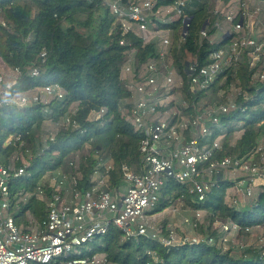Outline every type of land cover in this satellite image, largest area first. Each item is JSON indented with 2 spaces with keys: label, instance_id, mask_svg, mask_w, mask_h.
<instances>
[{
  "label": "trees",
  "instance_id": "trees-1",
  "mask_svg": "<svg viewBox=\"0 0 264 264\" xmlns=\"http://www.w3.org/2000/svg\"><path fill=\"white\" fill-rule=\"evenodd\" d=\"M174 1L159 0L155 10L172 6ZM213 3V0H188L182 17L172 22L151 18L150 28L162 31L163 36L172 40L171 59L177 73L185 80L180 95L190 105L187 113H192L194 106L201 109L222 104L212 103V97L218 98L235 83L239 86L237 107L221 117V128L214 130L213 138L221 139L220 157L250 160L264 138V80L259 77V62L256 68H251L253 48L244 49L237 63L207 90L191 93L185 75L187 63L208 65L213 53L229 49L239 36L234 32L226 35L217 31L215 23L225 17L220 12L215 13ZM187 17L191 20L184 36ZM0 19L6 22V26L0 22V57L9 68L21 71L12 95L55 84L65 91L63 100L53 99L48 104L0 107V164L14 168L28 164L26 173L11 181L9 210L16 224L27 229L33 219L39 223L45 220L47 202L38 199L36 192L43 189L46 195L52 193L56 171L75 176L77 188L86 191L93 186L92 176L99 156L113 161L108 189L121 184L124 162L135 169L139 167V146L144 133L128 120L131 94L122 70L132 56L136 70L157 61L162 39L149 33L148 40L135 33L124 34L103 0H0ZM240 19L236 17L235 23ZM205 24L207 37L201 34ZM211 37L215 40L220 37L221 41ZM123 39L126 45L120 44ZM44 52L47 57L42 63ZM34 67H40L37 77L31 76ZM101 110H105L101 119L92 118V112ZM67 115L71 123L59 128L54 141L48 140L39 148V134L45 124L48 121L57 124ZM238 130L242 134L233 144ZM12 136H20L25 145L20 146V141L7 145ZM88 146H92L91 149ZM76 156L80 158L74 162ZM234 184V181L222 180L207 194L206 200L200 202L188 193V185L170 180L153 214L162 213L181 200L193 211H205L210 229L222 220L237 224L240 232L247 234L244 228L264 225V190L255 189L257 196L250 200L254 202L252 207L235 208L228 202V190ZM218 235L212 232L209 236L217 238ZM90 246L86 255L104 256L107 264H264V254L260 251L248 250L237 258L220 245L202 243L166 248L146 238L125 240L122 231L114 225ZM148 251L156 256L148 255Z\"/></svg>",
  "mask_w": 264,
  "mask_h": 264
},
{
  "label": "built area",
  "instance_id": "built-area-1",
  "mask_svg": "<svg viewBox=\"0 0 264 264\" xmlns=\"http://www.w3.org/2000/svg\"><path fill=\"white\" fill-rule=\"evenodd\" d=\"M103 1L121 24L124 34L135 33L148 40L149 33L162 39L157 61L136 70L132 56L122 70L123 80L131 94L128 120L144 133L139 146L140 165L135 169L124 162L121 166V184L114 189H108L113 170V161L109 158L98 157L92 176L93 186L86 191L77 188L78 178L58 171L54 175L52 193L46 195L43 189L36 192L38 199L47 202L45 220L32 222V226L23 229L9 213L10 184L14 178L26 173L28 164L19 168L0 164V264H107L104 256L86 255L90 250L85 246L106 235L111 225L122 231L125 240L146 238L166 248L202 243L221 245L229 241L234 228L239 232L241 227L228 222L221 225L217 238L197 235L178 238L170 226L152 225L151 220L161 214H153V209L167 183L173 180L188 185V193L203 202L222 180L235 182L238 178L228 190V193L233 191L237 195L231 203L235 208H239L242 201L245 203L256 198V183H264V138L250 160L220 157L218 154L222 150V143L220 138H213L214 130L221 128L223 115L236 109V102L201 109L194 106V111L187 113L190 105L180 95L185 80L177 73L173 63L168 62V58L171 59L172 40L163 36L162 31L150 28L151 18L162 22L169 19L172 22L182 17L188 0H175L172 6L158 10H155V6L159 0ZM247 17L249 13L245 12L240 22L235 23V18L227 15L225 19L217 21L215 27L222 32L227 23L231 26L230 33L239 35L238 31L244 29ZM0 22L6 26L3 19ZM186 26L189 28L190 22ZM187 31H183L184 36ZM201 34L207 37L208 30L203 29ZM120 44L126 45V40H121ZM248 47L253 48L250 53L253 69L260 62L264 39L259 41L245 35L236 37L229 49L213 53L211 62L206 66L187 63L185 75L190 92L196 94L207 90L232 64L237 63ZM46 57V52L42 53V63H45ZM4 70L13 76L9 81L4 80ZM39 75L40 67H34L31 76ZM20 77V69H11L6 64L1 67L0 107L12 105L23 108L65 98L64 89L57 84L12 95V89ZM259 77L264 80V74ZM104 112H92L91 116L99 120ZM70 123L71 117L67 115L56 125L59 129ZM55 136L49 140L54 141ZM18 141L21 142L20 146L25 145L20 136L10 137L6 144L16 145ZM204 214L205 211L196 210L192 218H184L183 224L196 228L198 225L194 221L200 222ZM244 230L249 234L252 228L246 227ZM147 254L156 256L153 251Z\"/></svg>",
  "mask_w": 264,
  "mask_h": 264
},
{
  "label": "rangeland",
  "instance_id": "rangeland-1",
  "mask_svg": "<svg viewBox=\"0 0 264 264\" xmlns=\"http://www.w3.org/2000/svg\"><path fill=\"white\" fill-rule=\"evenodd\" d=\"M214 5V11L220 12L222 15L227 16L231 15L234 18L241 17L245 12L249 13V17H247L246 20V26L243 30H239V35H245L247 37L255 36L259 39V41L263 40L264 36V1H258V0H213ZM166 19V18H165ZM162 22V21H161ZM230 25L225 23L224 24V30L220 33L222 34H228L230 33ZM221 34V36H222ZM149 35V34H148ZM150 38V36H149ZM214 41H221V38H217V40L214 39V37H211ZM168 62H172V59L168 58ZM4 62L2 59H0V69L2 66H4ZM259 71L260 74H264V50L260 54V62H259ZM4 80L9 81L13 78V76L10 75L8 70H4ZM240 88L235 83L230 87V90L228 91H222L218 98L212 97V103H226V102H235L237 96L239 95ZM220 98V99H219ZM75 111V107L72 108V112ZM241 127V125L239 126ZM59 131L58 126L54 124L52 121H48L44 129L39 134V148L42 147V145H45L46 142L57 132ZM242 131L238 130L235 133L233 144L235 141L241 136ZM263 139V138H262ZM262 141V140H261ZM92 146H88V149H91ZM80 157L76 156L74 159V162H77ZM77 164V163H76ZM54 175H57V171ZM231 178V177H230ZM237 182L238 178L235 179ZM261 181H258L255 186V189L257 192H260L261 189ZM260 184V185H259ZM228 194V202L232 203L233 199L237 197L236 193L233 191H229ZM28 197L26 196L27 201ZM250 206L252 207L254 205V202L247 201L240 205V208L242 206ZM194 216V211L184 204L183 201L176 202L172 207L166 209L164 212H162L160 215L154 217L151 220V223L153 226L157 227H167L170 226L173 228L178 238H184V237H191V236H202L207 237L211 235L212 232H220V228L222 224H227L226 221H218L215 224L212 225L210 229V222L207 219V214H204L203 219L200 222L194 221V223H197V227H191L186 226L183 224V220L185 217L192 218ZM35 219L32 220L34 223ZM233 233L230 235L229 241L227 243L221 244L220 247L224 250H230L232 255L234 257H242L244 256L245 252L251 251H260L264 254V225L256 226L252 228V231L249 234H245L243 232H238L237 229H233ZM86 249H91L90 245L85 246Z\"/></svg>",
  "mask_w": 264,
  "mask_h": 264
},
{
  "label": "water",
  "instance_id": "water-1",
  "mask_svg": "<svg viewBox=\"0 0 264 264\" xmlns=\"http://www.w3.org/2000/svg\"><path fill=\"white\" fill-rule=\"evenodd\" d=\"M190 20H191V19H186V20H185V22H184V31H187V30H188L186 24H187L188 22H190ZM205 28H206V24L204 25L203 29H205Z\"/></svg>",
  "mask_w": 264,
  "mask_h": 264
},
{
  "label": "crops",
  "instance_id": "crops-1",
  "mask_svg": "<svg viewBox=\"0 0 264 264\" xmlns=\"http://www.w3.org/2000/svg\"><path fill=\"white\" fill-rule=\"evenodd\" d=\"M257 185V184H256ZM260 185V184H259ZM260 189H261V191H263L264 190V183H261V187H260ZM260 191V192H261Z\"/></svg>",
  "mask_w": 264,
  "mask_h": 264
}]
</instances>
